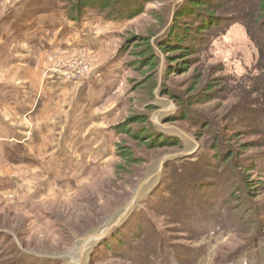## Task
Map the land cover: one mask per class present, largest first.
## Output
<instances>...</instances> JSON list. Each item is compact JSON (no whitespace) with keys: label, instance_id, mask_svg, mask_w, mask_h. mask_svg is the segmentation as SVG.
I'll use <instances>...</instances> for the list:
<instances>
[{"label":"rangeland","instance_id":"obj_1","mask_svg":"<svg viewBox=\"0 0 264 264\" xmlns=\"http://www.w3.org/2000/svg\"><path fill=\"white\" fill-rule=\"evenodd\" d=\"M70 1L72 4L73 0ZM181 1L183 0H154L145 4L149 13L121 21L108 20L105 13L86 8L80 22L90 31L109 37L106 51L90 53L81 50L65 55H50L48 59L53 60L42 67L41 77L49 79L50 76L63 72L77 76V81L63 76L66 81L86 83L92 80L97 62L106 56L109 59L114 52L111 57L117 61V72L116 77L108 78L113 83L109 86L108 94L111 97L107 102L117 110L116 118L109 123L112 129L132 115H147L156 132L181 138L183 147L165 146L153 149L130 133H117L113 156L105 165L93 167L86 179L78 184H72L70 188L59 187L57 191L43 197L35 195V186L21 183L19 192L0 196V252L3 253L0 264H134L131 260H126V255L129 257L131 251L147 252L148 246L155 251V255H159V245L164 247L159 255L160 264L193 261L192 249L203 246L206 251L199 264H240L243 259L235 258L236 255L253 247L250 244L253 240L254 245H263L264 234L261 231L264 228V189L259 191L258 196L249 197L244 191L245 177L238 175L237 170L235 178L228 183L229 171H224V165L215 166L211 156L213 152L209 151L217 137L221 146L227 148L229 145L235 148L237 143L252 142L254 148L242 151L237 165L243 166L252 157H256V162L264 165V133L257 132L261 129L260 126L243 129L245 120L242 115L249 110L248 104H254V99L259 98L258 94H253L259 89V85L251 80L257 74L255 65L258 54L245 28L239 23H231L223 34L213 40L209 39V44L201 45L195 54L196 62L192 68L182 74L167 73V55L160 56L158 68L151 72H147L148 68L130 70L124 65L126 61L134 60L128 54L137 42L133 41L132 35L153 38L166 35L175 6ZM243 9L253 11L252 2L246 1ZM167 11L171 13L169 20L166 18L159 22L157 17L162 13L167 14ZM36 13L45 14L37 22L43 27L51 23L49 19H42L44 17L56 15L65 20L66 5L62 0H0V24L5 15L11 17L15 14L18 18L14 25L19 26L25 22L23 19H27L26 22L29 23V17ZM260 29L264 31L263 27ZM206 36L209 38L210 34L203 35L205 38ZM121 48H126V53L120 52ZM195 74L204 75L201 85L208 82L218 84L213 90L215 96L212 99L188 106L186 101L190 96L189 87ZM95 79L99 87H102L105 78L101 76ZM163 90L171 92L172 96L162 95ZM184 109L191 115V121L182 119ZM173 115L179 116L180 120L166 121L168 116ZM201 122L209 124L210 128L204 129L205 124L201 125ZM248 122L249 120L246 121ZM140 127L139 123L131 124L129 131L134 133ZM238 132H241L240 138L231 140L234 133ZM120 143L130 147L132 156L138 158L137 163H125L119 154ZM200 145L208 150L206 168L214 165L207 176H202L206 168L200 167L198 172L203 171L200 178L195 182H192L195 178L190 179L196 171L185 177L190 181H184L177 175L181 169L179 163H172L169 170L165 169L166 163L195 152ZM262 170H251L249 176L257 179ZM261 177L264 179V176ZM211 183L217 185L209 186ZM187 195L193 198V203L184 204ZM163 198H182L183 206L178 211V223H173L176 220L171 216L167 219L161 214L165 206ZM133 200L134 203L139 202V207L134 208L133 203V208L128 210L132 213L134 209L132 218H126L123 225H119L125 217L120 218L122 213ZM143 200L147 204L140 205ZM208 203H215V209H223L215 212L213 208H208ZM160 204L162 205L158 210L161 213L157 214L150 208ZM226 213L229 215L227 222L235 225L233 231L222 232L214 238L196 240L191 233L194 226H211L220 222V215ZM232 217L235 219L232 220ZM153 224L160 230L156 235L151 232ZM116 227L118 231L121 230L122 235L115 232ZM123 227L125 228L122 229ZM128 228L133 232L129 233ZM133 233L135 236L140 233L144 235L139 238L134 237ZM104 236L109 237L106 245L96 249ZM115 238L124 243L123 247L117 245ZM113 249L117 252L114 253ZM20 260L24 262L21 263Z\"/></svg>","mask_w":264,"mask_h":264},{"label":"crops","instance_id":"obj_2","mask_svg":"<svg viewBox=\"0 0 264 264\" xmlns=\"http://www.w3.org/2000/svg\"><path fill=\"white\" fill-rule=\"evenodd\" d=\"M7 16L0 24V196L15 194L26 183L45 197L78 184L113 156L118 134L109 123L117 110L107 103L113 83L108 78L116 77L117 61L114 52L97 59L92 80L82 84L58 74L41 77L50 55L102 53L109 37L67 13L65 20L42 18L51 22L43 27L37 22L45 14L19 26L16 14ZM101 76L99 87L95 78Z\"/></svg>","mask_w":264,"mask_h":264},{"label":"trees","instance_id":"obj_3","mask_svg":"<svg viewBox=\"0 0 264 264\" xmlns=\"http://www.w3.org/2000/svg\"><path fill=\"white\" fill-rule=\"evenodd\" d=\"M153 1L154 0H73L71 4L70 0H62V2L66 5V13L70 18L74 20L80 18L83 14V11L88 8L97 12L105 13L104 16L108 20L115 19L119 21L132 19L138 15H141L142 13H149V10L145 7V4ZM246 1L252 2L253 11H246L245 9H243V4ZM228 11L229 14H227ZM170 14L171 13H169L168 11L167 14L162 13L161 16L157 17L158 21L163 22L164 20H166V18L168 19V16ZM231 23H239L245 28L246 33L249 36L250 40L254 43L258 54L257 63L255 65L257 74L255 77L251 78V80L259 85V89L254 91L253 93L258 94L259 98L254 99V104H248L249 110L247 111V113H242V116H244L245 120L243 122V129H247V127L252 126V128L260 126L261 129L257 132L264 133V39H262V37H264V31L260 29L261 27L264 28V0H183L175 6L172 20L168 25L166 35L162 34L161 36H158L156 38L138 34L132 35L133 41L137 42L135 45H133V47L130 48L128 54L131 55L134 60L131 62L126 61L124 65L130 70L135 69L137 71H140V68H148L147 72H151L154 69L158 68L160 56L167 55V60L169 61L166 67L167 73H185L189 71L190 68H192V66L195 64L196 61L194 56L200 49L201 45L207 44L209 39L213 40L214 38L223 34ZM206 34H210L209 38H207V36L206 38L203 37V35ZM125 49L121 48L119 49V51L126 53ZM151 77L152 76L150 75L149 78ZM149 78L148 80H150ZM193 78V83L189 87L190 96L186 101L188 106H192L196 102L201 103L212 99L213 96H215L213 90L218 84L208 82L201 85L202 80H204L203 74H195ZM165 94L172 96L171 92L163 90L162 95ZM182 114L183 120H192L191 115H189L185 111V109L183 110ZM176 120H180L179 116H168L166 119V121L171 122ZM248 120L249 122L246 123V121ZM134 123H139L142 126L139 130L141 132H139L138 129L135 130L134 133H131L129 131V126ZM251 123L253 124L251 125ZM204 124V129L210 126L209 124L201 122V125ZM113 130L118 134L123 132H125L126 134L130 133L133 137H136L139 140L141 139L144 143L147 144L149 148L153 149L159 147L163 148L165 146H176L180 148L183 147L181 138L169 137L165 134L156 132L154 124L148 119L147 115H132L128 117L123 123H120L117 126H113ZM240 135L241 132L234 133L231 140L239 139ZM229 146V148H227L226 146H221L218 137L216 138V141L211 144V146L209 147V151L213 152L211 156L212 160L215 162V166L224 165V171L226 172V170H228L230 172L229 175V172L227 171L229 176L227 179L228 183H230L232 179H234L237 175V173L235 175V170L239 171L238 175H242L245 177L244 191L246 192V194H248L249 197L250 195L258 196L259 191L264 189V179H262L261 177L264 176V165L257 163L256 157L250 158L249 161L243 166L237 165L241 152H245L246 150L254 148V144L252 142H246L240 143L238 145L237 143L238 148H233L231 145ZM118 150L125 163L129 165L130 163H137L138 158L132 156L129 146L120 143L118 145ZM206 151H208L207 148L200 145V147L195 152L188 155H183L178 159L171 161V163H166L165 169L169 170L172 163H179L181 169L180 172L177 173V175L181 177V180L183 179L184 181H190L185 177L197 171L193 176L191 175L190 178H195L194 180H192V182H195V180L200 178V175H202L203 173L202 170L200 171L201 173L198 172L199 168H206L208 161ZM213 166L214 165L206 168L204 171L205 173L202 176H204L205 174L207 176L209 170L212 169ZM257 168H262L263 170L260 171V173L258 174L259 177H257V179H253L249 176L250 171ZM221 172L223 173L222 170ZM207 178L208 177H206V180ZM206 183L208 184L209 182L207 181ZM213 184L217 185V183H211L209 184V186H213ZM175 190L173 191V193H175ZM190 190L194 192L197 191V189ZM185 199L184 204L193 203V198H190L188 195L187 197H185ZM146 202L147 201L143 200L140 205L147 204ZM138 203L139 202L134 203L135 205L133 207L138 208ZM163 203L165 206L163 207L164 210L162 213L161 210H158L162 204L150 208L157 214L158 212L161 213L167 219H170L171 216L172 218H174L173 220H176L173 223H178V221H180V219L177 218L178 211L183 206L182 198H179L177 200H173V198H169L167 200L165 198ZM207 206L209 209L213 208L212 210H215V212L221 211L223 209H215V206H217L215 203H208ZM133 212H135L134 209L132 210V213H126L124 215L125 217L119 222V225H123V221L126 218H132ZM180 216L184 217V219L186 220V217L184 215L181 214ZM220 216L222 217V220L220 222H215L211 226L200 228L194 226L191 233H193V235L196 237V240L202 238H214L222 232H226L229 230L233 231L235 229V225L227 222L229 218V215H227V213L226 215L221 214ZM233 219H235V217H232V220ZM117 227L115 228V232L119 235H122L121 230L118 231ZM125 227L127 228V226ZM125 227H123L122 229H124ZM151 227V232L153 235H156L157 232H160V230H158V228L154 224L151 225ZM128 230L129 233L130 231L133 232L130 228H128ZM261 232H263L264 234V228ZM134 234L135 233H133L134 237L139 238L140 235H144L143 233H140L139 236H135ZM119 235L117 237H120ZM108 238V236H104L96 249L99 250L100 246L106 245ZM115 241L117 242L118 240L116 239ZM123 244L124 243H122L121 241H118L117 243V245L120 247H123ZM250 244H253V247H250V249H246L245 251H241L238 255H236L235 258L240 257L243 259L240 264H252L253 261L254 264H264V240L261 247L258 244L254 245V240ZM96 249L93 253V257L95 255ZM108 249L110 250V248ZM162 250H164L163 245H159V255H161L160 252ZM112 251H114V253L117 252L114 249ZM205 251L206 247L204 246L201 248L197 247L195 249H192V252L194 253L192 255L193 261L183 262L182 264H199L205 254ZM153 252L155 251L148 246L147 252L142 250H134V252L131 251L130 253L129 249L131 257L130 255L129 257L126 255V260H131V262L134 264H160V256L158 255V253L157 255H155ZM2 255L3 253L0 252V257H2ZM19 262L23 263L24 261L20 260Z\"/></svg>","mask_w":264,"mask_h":264},{"label":"built area","instance_id":"obj_4","mask_svg":"<svg viewBox=\"0 0 264 264\" xmlns=\"http://www.w3.org/2000/svg\"><path fill=\"white\" fill-rule=\"evenodd\" d=\"M58 74H60V75H62V76H64V77H67V78L70 79V80L77 81V76H75V75H66V74L63 73V72H60V73H58Z\"/></svg>","mask_w":264,"mask_h":264},{"label":"water","instance_id":"obj_5","mask_svg":"<svg viewBox=\"0 0 264 264\" xmlns=\"http://www.w3.org/2000/svg\"><path fill=\"white\" fill-rule=\"evenodd\" d=\"M133 203H134V200L132 201V203L129 205V207H128V209L124 212V213H122V215H121V217L120 218H123L124 217V215L128 212V210L131 208V206L133 205ZM103 236V235H102Z\"/></svg>","mask_w":264,"mask_h":264}]
</instances>
